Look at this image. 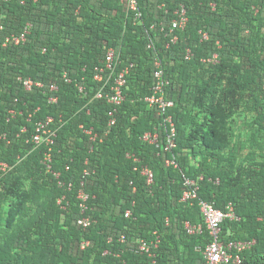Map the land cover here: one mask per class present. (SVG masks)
Returning a JSON list of instances; mask_svg holds the SVG:
<instances>
[{"label":"trees","instance_id":"obj_1","mask_svg":"<svg viewBox=\"0 0 264 264\" xmlns=\"http://www.w3.org/2000/svg\"><path fill=\"white\" fill-rule=\"evenodd\" d=\"M138 1L140 21L127 0H0V161L14 165L0 178V264H201L211 241L202 201L234 204L240 218L222 223L221 239L255 240L241 264H264V0ZM182 4L189 23L171 33ZM28 23L24 43L4 45ZM111 47L120 53L117 71L132 64L112 127V105L97 96L104 83L95 79ZM215 52L218 63L203 61ZM156 57L175 102L171 151L164 116L145 100ZM19 77L44 86L28 91ZM48 116L57 129L51 173L45 147L27 140ZM157 127L159 146L142 140ZM143 165L154 172L152 185L136 169ZM187 179L198 196L183 201ZM81 190L95 219L86 229L78 223ZM187 221L204 231L188 233ZM155 232L152 258L137 245Z\"/></svg>","mask_w":264,"mask_h":264},{"label":"built area","instance_id":"obj_2","mask_svg":"<svg viewBox=\"0 0 264 264\" xmlns=\"http://www.w3.org/2000/svg\"><path fill=\"white\" fill-rule=\"evenodd\" d=\"M7 1V0H3ZM128 8L135 13V17L140 21L141 11L139 9L138 0H127ZM171 33H175L176 30H184L189 23L188 10L185 5H180L176 10V16L172 20ZM3 28V24L0 20V29ZM32 28V23H28L24 30L20 34H13L8 36L5 40L4 45L8 43H13L15 45L24 43L27 40L28 34H30ZM202 33V38L207 39L209 35L207 33ZM178 35H174L172 42H176ZM192 55L191 49H187V58ZM206 63H218L220 61V55L218 52L213 53L212 55L203 59ZM120 53L115 47L108 49L105 64L101 67H97L95 79L99 82H103V86L97 94L98 97L106 98L107 101L112 105V108L109 111V126L112 127L116 124V112L117 107L125 99V88L127 87V75L129 74L131 65L124 66L117 71L118 66L120 65ZM154 77L155 82L152 88V93L145 98L150 106L156 107L160 114L164 116V126L167 129L166 142L164 144L165 150L171 151L176 146V134L177 128L174 121L172 113L169 112L171 108L174 107V100L167 97V87L170 84V81L165 75V70L162 65V61L156 57L154 59ZM108 77L106 79V74ZM112 77L113 81H112ZM23 87L26 90H32L34 87H43L44 84L41 81H36L31 77H19ZM51 91L56 92L58 90L57 85H52ZM82 89V88H81ZM51 102H57L58 97L55 94L50 96ZM12 114H15L14 110L11 111ZM54 117L48 116L45 119L37 121L34 125V130L31 133L30 137L27 139L28 142L33 143L36 146H44L45 150L42 157V163L45 165L46 171L51 173L53 172V151L55 138L57 136V129L53 127ZM163 125V124H162ZM28 128L24 127L23 131H27ZM86 133L91 137L92 140H96L98 133L94 131L93 128L85 130ZM160 131L159 128L154 130L146 131L142 135V140L152 145H160ZM0 138H6V134L0 135ZM128 157H132L135 162H139L140 159L132 154H128ZM18 160H21L19 156ZM168 165H173L175 167L179 166V163L174 158H168L166 160ZM14 165L7 161H0V178L8 173ZM136 169L141 171V174L146 177V181L149 185L154 183V172L153 170L146 166H136ZM187 188L183 193L182 200L189 201L197 198V189L198 185L196 180L187 179L186 180ZM64 198V197H63ZM59 199V202H62V199ZM80 206L83 212V216L79 218L78 223L84 229L90 227L94 218L89 211L91 210L89 199L90 195L81 190L79 193ZM201 212L205 218V224L210 232L211 241L207 244L204 249V262L201 264H241L242 263V253L243 251L250 248L255 240H231L226 242L221 239L222 232V223L226 219H239L240 217L236 213L235 206L232 202H229L224 209L216 207L213 202H200ZM131 210H127L126 215H130ZM186 229L190 234H201L204 231V226L202 224H193L189 221L186 222ZM155 237L151 239L141 238L138 241L137 251L144 252L152 258H156V249L159 247L161 242L160 235L156 232L154 233ZM124 236L122 241H124ZM90 241H83L82 248H86ZM156 263V260L153 259V264Z\"/></svg>","mask_w":264,"mask_h":264}]
</instances>
